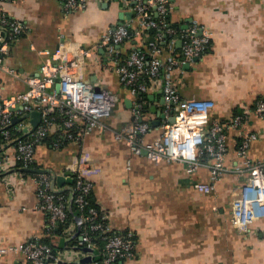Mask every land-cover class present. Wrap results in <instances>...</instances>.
Returning <instances> with one entry per match:
<instances>
[{"label":"crops","instance_id":"crops-1","mask_svg":"<svg viewBox=\"0 0 264 264\" xmlns=\"http://www.w3.org/2000/svg\"><path fill=\"white\" fill-rule=\"evenodd\" d=\"M171 4V26L184 30L196 21L211 33L208 50L173 73L180 97L213 101L211 121L223 123L237 113L248 115L244 124L229 131L227 169L215 193L204 194L194 187L197 182L210 181L207 167L189 174L183 163L152 162L115 138L116 132L132 129V107L137 98L121 82L117 63L100 47L103 35L120 24L136 31L119 45L120 61L133 51H150L152 43L161 48L162 59L170 52V38L162 35L160 39L155 30L142 29L124 0H88L85 10L75 12H67L63 0L0 2V15L4 10L25 25L21 36L10 42L7 66L25 76L39 73L47 59L40 52L54 53L62 33L66 40L90 50L84 79L120 98L105 120L106 130H94L81 142L60 147H55L51 138L38 144L33 169L47 170L55 176H69V168L74 165L86 169L93 197L108 213L111 227L135 236V258L117 264H264V219L253 224L249 235L238 234L230 219L233 190L243 181L235 169L243 166L237 150L246 133L258 135L250 142L248 159L256 162L264 158V118L252 112L255 103L264 99V0H171ZM6 30L0 23L3 37ZM174 46L180 54V34ZM147 87L141 100L142 119L151 126L143 136L146 144L171 124L160 113L168 111V118L173 116V109L162 102V78L148 80ZM26 89L22 79L0 70L1 95ZM30 173L25 175L15 163L0 160V245L39 239L65 251L68 261H61L75 262L80 250L86 253L84 245L72 240L79 228L77 219L62 233L56 231L57 227L50 229L48 215L34 211L38 196L35 173ZM71 187L56 183L53 189L67 193L70 200ZM0 264L30 262L22 254L8 253L0 258Z\"/></svg>","mask_w":264,"mask_h":264},{"label":"built area","instance_id":"built-area-1","mask_svg":"<svg viewBox=\"0 0 264 264\" xmlns=\"http://www.w3.org/2000/svg\"><path fill=\"white\" fill-rule=\"evenodd\" d=\"M18 1L0 0L4 4ZM63 3L67 12L88 7V0H63ZM124 4L139 18L142 29L155 30L160 39L162 35L170 38V52L162 59L159 56L161 48L157 43H152L150 51H133L120 61L119 45L132 38L136 31L120 24L103 35L100 47L117 63L116 70L121 82L137 98L132 107V129L116 132L115 138L124 142L133 153L145 155L152 162L183 163L189 174L207 167L211 174L210 181L197 182L194 187L201 193L213 194L227 169L229 131L244 124L248 115L236 114L223 123L211 121L214 102L197 98L182 99L173 81V73L177 68L201 57L208 50L211 33L196 21L184 30L171 26L167 21L172 8L171 0H124ZM0 23L8 29L5 37L0 33V70L22 79L27 85L24 92L10 96L0 94L1 163L13 162L17 168H33L36 147L44 140L53 137V145L60 147L65 142L79 143L94 130L108 128L105 120L111 116L120 98L115 93L97 89L84 79L83 69L90 50L66 40L61 33L59 47L54 53L40 52L47 55V59L39 73L25 76L5 64L11 40L21 36L25 25L4 10L0 15ZM177 34H180L182 42L180 54H177L174 46ZM156 78H162L165 105L173 109L176 119L165 126L160 136L146 144L143 136L151 126L142 119L144 106L140 96L147 92V81ZM34 111L40 112L41 118L36 128L32 129L31 117H23ZM252 112L264 118V99L255 103ZM14 118L23 119L14 123ZM26 128L29 129L28 133ZM256 139L258 135L255 132L246 133L237 150L244 162L235 171L243 176V181L233 190L230 219L240 235L251 234L253 224L264 219V158L253 162L247 157L250 142ZM69 172L67 177L73 178V202L83 213L82 222L89 225L81 234L80 243L94 250L92 254L80 250L78 253L81 256H76L73 261L81 264L85 256H95L97 250L101 253V259L87 264H117L120 260L135 258L136 240L133 232L117 233L109 224V215L105 210L88 207L87 196L92 192V182L87 179L86 169L79 164L71 166ZM34 180L38 196L34 211L48 215L50 229L65 223L69 217V197L53 189V178L48 173H36ZM95 235L105 243L103 248L94 239ZM8 253L22 254L30 264H56L68 259L65 251L39 239L0 245V258Z\"/></svg>","mask_w":264,"mask_h":264},{"label":"water","instance_id":"water-1","mask_svg":"<svg viewBox=\"0 0 264 264\" xmlns=\"http://www.w3.org/2000/svg\"><path fill=\"white\" fill-rule=\"evenodd\" d=\"M8 33V31L6 30V34ZM163 104H165V101H164V99H163ZM173 107H174V105L173 104H171ZM173 116L171 117V118H168V115H167V113H160V116H161V118L162 119H168V121L170 122V123H174L175 122V119H176V117H175V115H174V111H173ZM28 116H30L31 117V125H32V129H35L36 128V126L38 125V123H39V121H40V118H41V115H40V112H38V111H34V112H32V113H30V114H27V115H25L23 118H26V117H28ZM23 118H14V123H16V122H18V121H20L21 119H23ZM158 123V122H157ZM28 131H29V129L28 128H26V133H28ZM144 154H146V151H144ZM19 170L21 171V172H32V173H48V174H51V172L50 171H47V170H35V169H33V168H19ZM51 175H53V174H51ZM55 175H53L52 176V178H53V180H56L55 181V183H54V181H53V186L57 183V185L58 186H60V187H62V185L63 184H73V178L72 177H67V176H64V175H58V176H55ZM72 200H73V196L70 198V204H71V202H72ZM81 218L80 217H78L77 218V222H78V224H79V228H78V231L76 232V234H75V237H77L78 235H79V233H80V224H81ZM80 238H81V236H80ZM86 252H89V253H93L94 252V250L93 249H90V248H85L84 249ZM94 260V256H88V257H85V258H83L81 261H80V263L81 264H87V263H90V262H92ZM56 264H77V262H72V263H68V262H65V261H59L58 263H56Z\"/></svg>","mask_w":264,"mask_h":264},{"label":"trees","instance_id":"trees-1","mask_svg":"<svg viewBox=\"0 0 264 264\" xmlns=\"http://www.w3.org/2000/svg\"><path fill=\"white\" fill-rule=\"evenodd\" d=\"M167 21H169V19L167 18ZM156 32V31H154ZM140 99L142 100L143 99V95L140 96ZM238 114V113H237ZM53 137H51V141H52ZM67 143V142H65ZM25 175L27 174H31L30 172H23ZM36 174V173H35ZM63 193V192H61ZM67 196V193H63ZM87 201H88V207L90 208H95L97 209L98 211H102V208L99 204H97V202L95 201L94 197H93V192H90V194H88L87 196ZM83 215V213L79 210V208L77 207V205L73 202H71L70 204V209H69V217H68V220L65 222V223H61L57 226L56 228V231L59 232V233H62L64 232L65 230H67L70 226V223L72 221H76V219L78 217L81 218V216ZM82 219V218H81ZM89 225L85 224L82 222V224H80V233L77 237H74L72 238L73 241H76L77 245L81 242V234L86 230V228L88 227ZM118 233V232H117ZM94 239L99 243V246L101 248L104 247L105 243L103 242V240L98 236V235H95L94 236ZM47 243V242H45ZM49 244V243H48ZM81 244V243H80ZM82 246V244H81ZM95 256H94V260H100L101 259V253L100 251L98 252H95Z\"/></svg>","mask_w":264,"mask_h":264}]
</instances>
